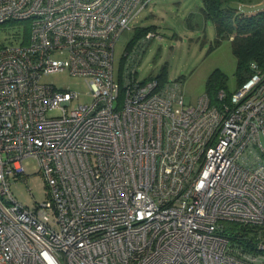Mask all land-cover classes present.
Returning <instances> with one entry per match:
<instances>
[{
  "label": "built area",
  "instance_id": "2783aa9c",
  "mask_svg": "<svg viewBox=\"0 0 264 264\" xmlns=\"http://www.w3.org/2000/svg\"><path fill=\"white\" fill-rule=\"evenodd\" d=\"M151 0H0V264H264V67L186 103L140 78L156 31L115 48ZM69 71L93 99L43 80ZM34 157L48 198L11 189ZM259 230L254 239L227 225Z\"/></svg>",
  "mask_w": 264,
  "mask_h": 264
},
{
  "label": "rangeland",
  "instance_id": "374dc122",
  "mask_svg": "<svg viewBox=\"0 0 264 264\" xmlns=\"http://www.w3.org/2000/svg\"><path fill=\"white\" fill-rule=\"evenodd\" d=\"M229 4L239 12L249 14L264 9V0H230ZM203 0H151L131 22L115 48V73L127 45L133 40H145L142 28L156 31L149 41L139 65L140 78L160 76L167 81H181L186 103L195 105L207 92V80L215 69L225 75V86L234 91L239 82L238 59L228 37L216 43L217 29L212 18L206 17ZM30 32L29 23L14 21L0 25V44L17 42L18 35ZM165 71V75H162ZM164 77V78H163ZM43 80L59 87L78 91L79 103L90 102V93L84 79L69 71L45 75ZM162 82V83H166ZM27 175L11 178V189L23 204L34 207L48 198L45 180L34 157L25 159Z\"/></svg>",
  "mask_w": 264,
  "mask_h": 264
},
{
  "label": "trees",
  "instance_id": "16d2710c",
  "mask_svg": "<svg viewBox=\"0 0 264 264\" xmlns=\"http://www.w3.org/2000/svg\"><path fill=\"white\" fill-rule=\"evenodd\" d=\"M204 13L206 17L212 18L217 29L215 42L221 43L223 38L228 37L233 44V51L238 59V86H240L251 74V63L257 62L264 67V9L254 13H241L229 4L230 0H203ZM150 28H142L139 34L145 33ZM165 71L162 75H165ZM158 77V76H157ZM161 82L167 80L158 77ZM164 78V77H163ZM226 75L215 69L207 80V92L213 102L217 101V93L224 88L228 92V97L232 91L225 86ZM237 86V87H238ZM242 234H248L256 239L259 230L254 227L228 224L227 230L232 233L233 238H237L236 230ZM264 233V230H263Z\"/></svg>",
  "mask_w": 264,
  "mask_h": 264
}]
</instances>
